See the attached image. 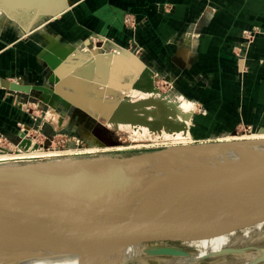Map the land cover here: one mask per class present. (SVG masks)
<instances>
[{
  "label": "water",
  "instance_id": "95a60500",
  "mask_svg": "<svg viewBox=\"0 0 264 264\" xmlns=\"http://www.w3.org/2000/svg\"><path fill=\"white\" fill-rule=\"evenodd\" d=\"M0 86L25 94L50 92L1 78ZM65 185L75 190L60 207L45 212L47 199ZM236 200L264 202V138L187 143L126 156L1 163L0 264L36 259L91 264L141 235L145 255H190L182 248L144 244L148 230L177 223L206 205ZM10 216L20 217L1 230ZM233 251L224 247L189 264Z\"/></svg>",
  "mask_w": 264,
  "mask_h": 264
},
{
  "label": "crops",
  "instance_id": "0c3cea01",
  "mask_svg": "<svg viewBox=\"0 0 264 264\" xmlns=\"http://www.w3.org/2000/svg\"><path fill=\"white\" fill-rule=\"evenodd\" d=\"M126 15L135 22L131 32L123 21ZM14 17L18 26L0 32V78H18L26 71L34 76L29 53L34 40L21 38L19 27H26L25 34L45 23L64 36L96 34L113 38L122 48L133 44L150 64L180 75L184 84L179 88L204 103L209 120L201 121L216 122L212 127L264 123V0H0V25ZM25 17L28 21L21 25ZM253 25L262 33L244 54L246 72L239 80L233 48L241 30ZM41 35L57 41L44 29ZM19 99L0 86V131L7 136L20 117L15 109Z\"/></svg>",
  "mask_w": 264,
  "mask_h": 264
},
{
  "label": "rangeland",
  "instance_id": "374dc122",
  "mask_svg": "<svg viewBox=\"0 0 264 264\" xmlns=\"http://www.w3.org/2000/svg\"><path fill=\"white\" fill-rule=\"evenodd\" d=\"M17 15L18 14L15 16ZM27 15L29 16L28 13ZM14 19L15 17L7 19L3 25H0V32L6 26L17 27L18 25ZM51 20L52 19H50V21ZM26 21H28L27 17H25L21 25H26ZM46 23L49 24L48 21ZM134 26L135 22L132 20L130 27L127 26V31H133ZM24 28L26 27H19L18 35L24 40H34V47L30 49L29 53H32L36 72L34 76L29 75V72L26 71L18 76V78L9 76L1 79H6L10 82H16L19 84L40 86L50 89V92L33 89L25 94L9 90L10 93H16L21 97L17 102V107H15V109L18 108L20 117L15 121V129L11 135L7 136L0 131V148L7 151H14L19 147L23 138L28 136L31 141L27 145L26 150H30L31 154L29 153L22 156L15 155L12 156L13 159L5 158L3 161L0 160V164L22 163L30 160L34 161L76 156H126L187 143L248 139L249 133L252 131H256L257 134H264V131L257 130V128L264 129V123L256 128L243 123H240L229 130L212 127L210 124L215 126L216 122L210 123L208 121L209 111L204 103L199 99L185 95L179 88L184 84V82L180 81V78H178L180 75L177 73H169L163 70L161 66L150 64L148 59L139 53L138 49L133 44L127 47L122 46L126 53L137 57L138 66L142 67L141 72L136 76H133V79L131 78L132 80L129 78L128 80L127 78L118 79V84L113 83V86L109 85L110 89L107 87L104 91L109 95L107 96L108 102L106 101L105 106L100 103L91 102L93 109L103 106L102 108L110 110H106L107 112L104 113H97L92 108L88 109V105L86 106V104H76L74 101L69 100L70 96H64L62 92L55 90L57 85L55 80L50 79L53 69L50 66L51 64H49L50 57H53V51L49 49V45L52 44V42L50 40L42 39V30L44 29V31L49 34L50 38L55 36L60 43L73 45L77 51H74L71 54L79 56H81V53H83L82 55H87V53L90 54L92 51H99L107 42L117 45L120 44L111 37L96 34L82 36L74 33L64 36L56 33L49 25L45 27V23L35 26L32 31L25 32V34L23 33V31H25L23 30ZM37 28L39 29L36 30ZM241 38L240 35L238 44L233 48V54L239 61V80H241L246 72L244 66L245 63L243 61L245 59V49L240 46L242 42ZM201 82L206 84V86L210 85V81L201 80ZM130 89L133 91L135 90V94L138 92L137 97L129 99L126 92L130 91ZM153 90L156 92L158 91L157 93L159 94H164L168 91L179 93L182 97L187 98L194 106L190 113V122L187 125V131L189 133L188 140L174 141L171 138L168 139L167 137H164L165 133L167 135H173V133L177 134L183 131L184 128L175 123L174 118L176 115L167 108H164L165 106L161 105V100L155 96L156 93H154ZM93 91H96V89ZM107 91L111 92V94H109V92L107 93ZM150 93H152V95ZM52 94H57L65 98V102L57 98L53 101H48L47 98L51 97ZM120 94L121 96H119ZM117 98L119 99L118 103ZM15 99L18 98L15 97ZM90 99H92V97ZM113 101L116 102V104ZM124 107L129 109V112L126 114L120 112L121 119L117 121V119L113 118V115L117 112V109ZM160 110L165 111L167 119H169V121L167 120L168 122L159 123L158 115L161 113ZM165 113H163V115H165ZM21 115L24 117L22 118ZM201 118L202 120L208 118V120L202 122ZM126 123L129 125H126ZM144 126L147 128L146 132L142 130V127ZM35 151L40 152L35 153ZM25 156H28L29 158H26ZM158 224L150 227L147 240L145 241L146 243L144 244H161L162 246L165 245L182 248L190 254L198 252L197 248L189 245V243L185 241L184 235L187 231L184 226H179V224L174 221H167ZM251 228L261 229L264 233V219L258 220L256 223L252 224ZM155 231L159 234H156ZM236 232L241 233L242 230L238 229ZM259 245L264 246V243L261 242ZM133 259L132 264H171L175 257L145 255L140 253L135 255ZM227 259L228 255L213 256L205 258L197 264H231Z\"/></svg>",
  "mask_w": 264,
  "mask_h": 264
},
{
  "label": "bare ground",
  "instance_id": "6f19581e",
  "mask_svg": "<svg viewBox=\"0 0 264 264\" xmlns=\"http://www.w3.org/2000/svg\"><path fill=\"white\" fill-rule=\"evenodd\" d=\"M6 9L9 13L11 12L7 7ZM49 46V49H51L54 54L50 59V66L53 69L50 79L56 81L57 86L55 90H59L64 96H70L69 100L74 101L76 104L88 105V109L92 108L91 102L100 103L105 106L106 101L108 102L107 96L109 95L104 91L107 87H110L109 85L117 83L118 79H133V76L141 72L142 67L138 66L137 57L126 53L122 47L111 42H107L101 50L96 52L92 51L93 53L90 52V54L87 53V55H82L83 53L80 52L81 56L71 54L77 51L73 45L60 44L56 41ZM95 89L96 91H93ZM108 92L109 91H107V93ZM157 92L154 91V93H156L155 96L161 100V105L165 106L164 108H167L169 111H172V113L176 115L174 118L175 123L184 128L183 131L177 134L173 133V135H167L165 133L164 137L168 139L171 138L174 141L188 140L189 133L187 131V125L190 122V113L193 110L192 104L178 93L168 91L164 94H159ZM109 94H111V92H109ZM121 94L119 96H121ZM137 94L138 92L135 94V90L133 91L131 89L126 92L129 99L137 97ZM150 94L152 95V93ZM91 97L92 99H90ZM56 98L64 102L66 100L57 94H52V96L47 99L48 101H53ZM118 98L117 103L119 100ZM114 103L116 104V102ZM103 106L92 109L97 113H104L110 110L102 108ZM120 112L126 114L129 112V109L126 107L117 109V112L113 115V118L117 119V121L121 119ZM160 112L161 115H158L159 123L168 122L169 119H167L165 111L160 110ZM163 113H165V115H163ZM126 125L129 124L126 123ZM142 130L146 132L147 128L144 126ZM257 130L264 131L263 128H258ZM254 138H264V134H257L256 131H252L249 133L248 139ZM30 141L31 139L25 136L19 147L14 151H7L0 148V160L3 161L5 158L11 159L12 156L15 155L22 156L29 153L31 154L30 150H26ZM37 152L40 151H35V153ZM74 190L75 188L72 186H62L60 190L53 193L47 199L45 212L60 207L64 202V198ZM15 217L16 219L12 216L4 219L1 230L12 226L18 221L17 219L20 216ZM262 219H264V202L261 201L236 200L206 205L198 211L187 215L185 218L176 221L179 226L183 225L187 231L185 235L183 234L185 241L189 243V245L197 248L198 252L190 255L176 256L171 264H189L199 257L216 252L224 247L234 250L233 253L228 254L227 261L231 264H264V246L259 245L261 242L264 243V233L261 229L251 228L252 224ZM238 229L242 230V232L237 233L236 231ZM155 232L159 234L157 231ZM144 237L145 235H141L125 241L109 251V253L94 258L91 264H132L134 256L144 251V248L141 246ZM16 264L54 263L36 259L21 261Z\"/></svg>",
  "mask_w": 264,
  "mask_h": 264
},
{
  "label": "built area",
  "instance_id": "2783aa9c",
  "mask_svg": "<svg viewBox=\"0 0 264 264\" xmlns=\"http://www.w3.org/2000/svg\"><path fill=\"white\" fill-rule=\"evenodd\" d=\"M123 21H124L126 26L130 27L132 18L130 15H126L124 17ZM260 33H262V30L259 26H256V25H253L249 28H244L243 30H241L240 35L242 37L241 38L242 42H241L240 46L245 49L244 50L245 52L249 48V46L253 43L255 37ZM240 59H242V58H240Z\"/></svg>",
  "mask_w": 264,
  "mask_h": 264
}]
</instances>
